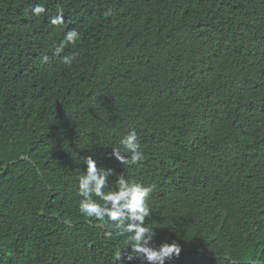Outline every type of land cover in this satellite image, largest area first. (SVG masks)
I'll return each instance as SVG.
<instances>
[{
  "label": "trees",
  "instance_id": "16d2710c",
  "mask_svg": "<svg viewBox=\"0 0 264 264\" xmlns=\"http://www.w3.org/2000/svg\"><path fill=\"white\" fill-rule=\"evenodd\" d=\"M89 155L154 185L166 264H264V0H0V264H146L79 212Z\"/></svg>",
  "mask_w": 264,
  "mask_h": 264
},
{
  "label": "clouds",
  "instance_id": "9594fccd",
  "mask_svg": "<svg viewBox=\"0 0 264 264\" xmlns=\"http://www.w3.org/2000/svg\"><path fill=\"white\" fill-rule=\"evenodd\" d=\"M45 12L46 8L40 3L31 6V13L34 16H41ZM64 22L62 13L52 16L49 21L53 26L62 25ZM79 38L78 31L67 30L63 40L55 48L56 54L62 52L66 44L74 45ZM74 59V55L65 56L63 63L71 65ZM120 144L128 155L122 154L119 149H112L110 156L121 165L129 163L135 165L144 158L135 130L129 131L121 139ZM83 163L85 171L77 178L76 194L81 198L79 212L85 217L102 222L101 227L105 229L104 236L107 238H112L114 234L130 236L131 243H126L124 247L118 249L117 260L123 256L127 261L141 260L146 264H166V261L180 256L182 249L178 243L173 241L157 247L153 240L154 231L145 226V218L151 213L147 201L154 185L131 183L120 175L115 181V190L106 192L108 178L113 174L112 170L98 168L97 161L91 155L85 156ZM109 228L116 230L115 233L107 230Z\"/></svg>",
  "mask_w": 264,
  "mask_h": 264
}]
</instances>
